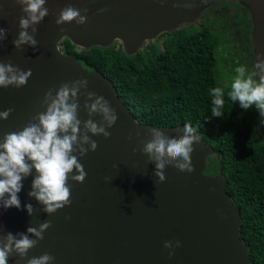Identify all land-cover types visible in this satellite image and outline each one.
Instances as JSON below:
<instances>
[{"label": "water", "instance_id": "95a60500", "mask_svg": "<svg viewBox=\"0 0 264 264\" xmlns=\"http://www.w3.org/2000/svg\"><path fill=\"white\" fill-rule=\"evenodd\" d=\"M88 1L53 0L52 3L46 0L45 7L49 9V16L54 13V20L49 23L46 16L35 25V33L32 27L27 29L37 41L35 47L23 44L17 48L13 41L21 30L19 18L25 13L15 0H0V28L7 29L6 38L0 40V62H11L22 70L32 71L24 87L0 88V111L14 109L7 120L0 121V141L4 134L22 130L33 115L43 111L40 101L48 89L82 78L89 81L87 91L103 96L118 115L115 125L106 127L110 138L88 133L98 147L95 152L89 151L79 157L87 176L82 184L69 180L71 205L52 215L45 212L44 206L28 195L37 175L33 169L22 180L19 210L15 207L5 209L0 201V240L8 233L16 235L17 239L19 233L36 239L27 229L51 221V227L43 234L44 239L29 250L27 258L48 253L54 257L53 264H251L248 247L240 238L239 211L225 193L224 176L205 173L207 158L215 152L200 138L193 145L194 172L182 173L167 165L166 180L159 182L154 175L155 163L141 151L150 139L148 133L153 126L136 121L118 98L113 83L102 73L87 70L77 58L63 54L59 48L63 39L83 49L107 48L119 42L125 55L132 57L144 43L180 26L166 24L164 19V24L157 25L160 11H163L162 17L174 15V20L180 24L194 21L199 11L173 7L190 0H159L162 2L157 6L146 0H105L110 17L101 21L107 25H92L90 8L87 12L89 25L77 26L75 21L55 23L60 9L68 5L84 9L81 7ZM245 1L253 26L251 38L256 63H259L264 60V0ZM124 12L129 16L122 19ZM142 13L147 25L128 24L135 20V16L130 15ZM122 21L126 25H122ZM257 70L259 81L264 70ZM84 91L81 90L79 97L78 118L103 123L98 114L89 117L84 110ZM183 127L159 129L166 136L179 138ZM81 129L83 131V125ZM261 132L264 133V117ZM74 154L79 156L78 152ZM29 204L31 214L25 207ZM165 241H180L181 246L174 248L171 258L168 253L173 249H166ZM27 258L20 260L13 254L9 264H27Z\"/></svg>", "mask_w": 264, "mask_h": 264}, {"label": "clouds", "instance_id": "9594fccd", "mask_svg": "<svg viewBox=\"0 0 264 264\" xmlns=\"http://www.w3.org/2000/svg\"><path fill=\"white\" fill-rule=\"evenodd\" d=\"M20 5L25 15L19 18L18 38L13 41L15 47L23 44L35 47L37 41L34 35H29L27 29L32 27L35 33V25H38L49 15V9L45 7L46 0H15ZM83 11V15H82ZM88 9H80L68 5L59 10L55 19L57 25L75 21L77 26L86 25ZM7 29L0 28V40L6 38ZM259 59V58H257ZM255 67L264 70V60L256 63ZM236 75L230 84L227 97L231 102H239L242 109L255 106L260 116L264 117V75L257 82L254 73L246 75V68H235ZM32 76L31 69L27 71L13 66L11 62H0V88L16 89L24 87ZM89 81L86 78L71 82L61 83L59 87L48 89L40 101L43 111H38L22 130L8 132L0 141V201L3 207H12L18 210L21 202L18 193L23 188L22 180L29 176L34 169L36 176L32 181V190L28 193L34 197L52 215L67 206L72 201L71 185L69 180L82 184L87 176L79 157L85 156L89 151L95 152L98 145L88 133L93 136L110 138L111 133L107 128L113 127L117 122L116 110L110 102L95 92L87 91ZM84 89L85 102L83 104L87 115L91 117L98 114L103 123L98 124L89 118L82 121L78 118L80 110L79 97ZM212 96L211 114L213 117H222L225 106V90L216 87L210 90ZM13 108L0 111V121L7 120ZM83 125V131L81 126ZM197 129L191 124H185L183 133L179 138L169 137L159 128L153 127L148 133L150 139L143 144L141 151L148 155L149 160L155 163L154 175L159 182L166 180L165 167L171 165L175 169L189 174L194 172L192 153L194 143L200 141ZM131 139V134L129 135ZM89 145L88 148L84 147ZM135 152L136 149H133ZM79 153V156L74 153ZM75 171V174L73 172ZM28 213H32V206H25ZM70 219V217H65ZM51 227V221L41 223L39 227H29L27 233L36 237L31 239L24 233L16 235L8 233L0 240V264H9V257L17 255L20 260H25L29 250L35 248L44 239V232ZM180 241H165L168 255L171 258L174 248L180 247ZM54 257L44 253L39 257L27 258V264H53Z\"/></svg>", "mask_w": 264, "mask_h": 264}, {"label": "trees", "instance_id": "16d2710c", "mask_svg": "<svg viewBox=\"0 0 264 264\" xmlns=\"http://www.w3.org/2000/svg\"><path fill=\"white\" fill-rule=\"evenodd\" d=\"M194 26L171 33L173 46L151 48L129 57L120 48L75 52L64 48L89 71L109 79L118 98L137 122L173 129L191 124L215 154L207 158L205 173H221L225 193L239 211L241 241L248 247L251 264H264V133L255 106L245 110L227 97L225 75L215 67L214 47L206 28ZM225 90L222 117L211 114L210 90Z\"/></svg>", "mask_w": 264, "mask_h": 264}, {"label": "flooded vegetation", "instance_id": "af4514ba", "mask_svg": "<svg viewBox=\"0 0 264 264\" xmlns=\"http://www.w3.org/2000/svg\"><path fill=\"white\" fill-rule=\"evenodd\" d=\"M146 1L154 4L155 6H157L158 3L162 2L159 0H146ZM105 4H106L105 0H90L87 2L86 5H83L81 7V8L84 7L87 9L88 8L91 9L92 12L90 18L94 19L92 21V25H107V22H102L104 19L110 17L107 16V14H110V12ZM173 7L175 9H182L186 11L197 9L199 11V14L194 21H191L190 23L185 22L180 24L179 22L177 23V21L174 20L175 18L174 15L171 14L162 17L163 11H160L159 12L160 22H157L156 23L157 25L164 24V20H165L166 24L180 25V26H178L175 31H171L169 33H163L154 40H150L144 43L142 49L139 52L147 51V50L151 51V48L152 49L159 48L162 51H166L174 44V40L169 36L171 33L182 34V32L184 31L186 32L187 30H189L190 26H194L196 32L201 30L202 28H206L208 34L210 35L209 41L211 45H213L214 47L213 49L215 52L214 53L215 56L214 61L216 65L215 67H219L220 66L219 62H221L219 71L225 75V81L228 82L226 80L227 74L231 75L233 73L234 75H236L235 68L239 66H244L247 72L246 75L254 73L255 74L254 80L258 82L259 72L255 67L256 65L255 46L251 38L253 26L251 21V15L246 8L245 0H197V1L190 0L182 3H176L174 4ZM126 15L128 14L124 12L121 15V18L122 19L125 18ZM130 16L131 17L135 16L134 17L135 20L132 22H128L129 25H147V23H144L146 16L143 13L137 15L134 14ZM157 17L158 15L156 14V18ZM53 20H54V13H52L50 16L48 15L47 21L50 23V21ZM121 23L122 25H126L124 21H122ZM86 25L89 24L87 23ZM112 25H115V22H113ZM149 25H153V24L150 23ZM65 41L68 40L63 39L59 43V48L63 54L69 55L68 51H66L64 48ZM156 42L158 44V47H155ZM117 47L122 50L121 44L119 42H113L107 48L91 47V48L83 49L74 46V50L75 52L86 53L93 48L115 49ZM73 57L77 58L76 56ZM231 82H229V84H231ZM262 122H263V117L261 119V124Z\"/></svg>", "mask_w": 264, "mask_h": 264}, {"label": "rangeland", "instance_id": "374dc122", "mask_svg": "<svg viewBox=\"0 0 264 264\" xmlns=\"http://www.w3.org/2000/svg\"><path fill=\"white\" fill-rule=\"evenodd\" d=\"M151 46H152V45H151ZM155 47H158L157 42H156ZM219 65L221 66V62H219ZM220 66H219V67H220ZM219 67H218V68H219ZM234 76H235V75H234L233 73H232L231 75H230V74H227V75H226V80H227L228 82H231Z\"/></svg>", "mask_w": 264, "mask_h": 264}]
</instances>
